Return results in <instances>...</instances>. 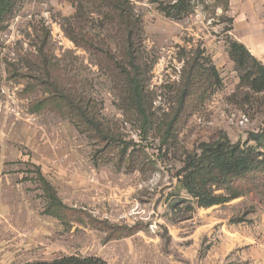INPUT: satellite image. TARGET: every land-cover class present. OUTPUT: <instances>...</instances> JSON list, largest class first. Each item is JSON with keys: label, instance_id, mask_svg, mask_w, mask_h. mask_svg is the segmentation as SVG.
Wrapping results in <instances>:
<instances>
[{"label": "rangeland", "instance_id": "rangeland-1", "mask_svg": "<svg viewBox=\"0 0 264 264\" xmlns=\"http://www.w3.org/2000/svg\"><path fill=\"white\" fill-rule=\"evenodd\" d=\"M128 1L150 68L147 132L103 53L64 33L85 15L83 33L117 59L121 32L87 4L18 0L0 30V264L61 255L107 264H253L255 255L264 264V203L246 196L198 208L177 188L182 160L199 143L219 133L245 142L264 129V92L242 83L228 55V9L191 0L176 14L177 0ZM192 63L197 84L202 69L217 75L202 100L194 89L188 97ZM80 112L96 129L76 126ZM44 183L66 209L48 208ZM248 235L256 253L241 244Z\"/></svg>", "mask_w": 264, "mask_h": 264}, {"label": "trees", "instance_id": "trees-1", "mask_svg": "<svg viewBox=\"0 0 264 264\" xmlns=\"http://www.w3.org/2000/svg\"><path fill=\"white\" fill-rule=\"evenodd\" d=\"M17 1L0 0V30L12 15ZM68 1L72 4H87L91 8V13L102 15L106 21L114 24L115 28L121 32L122 37L117 41L118 46L120 45L117 59L105 51L107 48L105 42H96L89 35L83 33V26L80 22L87 20L85 15L76 16L77 21L64 33L77 47L89 52L98 50L103 53L108 62L107 66L114 67L118 72L128 111L137 117L141 130L147 132L151 128L153 115L152 99L146 90L147 74L150 68L146 67L144 63L139 22L134 16L131 3L128 0ZM186 1H188V6ZM190 1L177 0L171 9L176 14L187 10V7L189 11ZM223 5L227 8V0H223ZM104 10L105 12H103ZM228 21L231 23V20ZM38 52H41L40 49ZM228 55L236 69L241 73L240 80L242 83L254 93L264 92V64L252 57L247 49L235 40L228 41ZM195 66V63L190 65L188 97L192 95L194 89L193 94H196V99L200 97L202 100L206 97L208 90L210 91L217 84V75L213 67L202 69L200 73L194 74L195 78L202 80V83L198 82L197 84L191 78V71L195 69ZM64 99L69 112L74 114L75 107L72 102L67 97ZM78 116L80 118L73 116L76 121L73 118L72 120L76 122V126L80 125L79 122H81L85 128L84 132L91 131L92 128L96 129L93 120L85 116L84 113L80 112ZM170 130L171 127L169 126L163 136L165 140L169 138ZM176 180L178 190L184 191L198 208L220 206L246 196H254L260 204L264 203V129L261 132L249 133L245 142H231L226 134L219 133L214 140L199 143L193 152L184 156ZM43 190L49 209H66L47 183L43 184ZM55 216L60 217L59 214ZM128 232L125 236L132 234V231ZM21 264L107 263L94 256L61 255L49 261H31Z\"/></svg>", "mask_w": 264, "mask_h": 264}, {"label": "crops", "instance_id": "crops-1", "mask_svg": "<svg viewBox=\"0 0 264 264\" xmlns=\"http://www.w3.org/2000/svg\"><path fill=\"white\" fill-rule=\"evenodd\" d=\"M227 14L231 18L230 36L242 44L252 57L264 64V0H227ZM236 240H239L236 238ZM241 244L252 247L256 253L253 236L241 238ZM254 261L255 255L249 262Z\"/></svg>", "mask_w": 264, "mask_h": 264}]
</instances>
